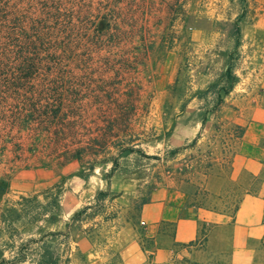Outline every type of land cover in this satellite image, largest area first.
Masks as SVG:
<instances>
[{"label": "rangeland", "instance_id": "rangeland-1", "mask_svg": "<svg viewBox=\"0 0 264 264\" xmlns=\"http://www.w3.org/2000/svg\"><path fill=\"white\" fill-rule=\"evenodd\" d=\"M27 36L39 44L21 49L38 61L28 82ZM65 87L77 95L62 100ZM211 152L230 167L201 184ZM186 164L195 183L177 180ZM157 188L226 211L169 264H232V212L264 195V0H0V264H121L133 244L153 257L141 211ZM100 191L104 207L67 230ZM247 242L264 264V220Z\"/></svg>", "mask_w": 264, "mask_h": 264}, {"label": "crops", "instance_id": "crops-1", "mask_svg": "<svg viewBox=\"0 0 264 264\" xmlns=\"http://www.w3.org/2000/svg\"><path fill=\"white\" fill-rule=\"evenodd\" d=\"M9 194V193H8ZM8 196V195H7ZM185 197L167 188H157L151 194L150 201L141 211L145 236L156 245L153 257H142L133 244L121 264H169L173 250L177 247H193L200 236V223L225 224V215L221 212L187 207ZM264 220V195L245 194L239 209L232 218L234 248L229 261L232 264H252L254 251L248 246V235L252 229ZM168 226L173 227L172 235ZM227 258L225 259V263Z\"/></svg>", "mask_w": 264, "mask_h": 264}, {"label": "trees", "instance_id": "trees-1", "mask_svg": "<svg viewBox=\"0 0 264 264\" xmlns=\"http://www.w3.org/2000/svg\"><path fill=\"white\" fill-rule=\"evenodd\" d=\"M101 24L98 25V29H99L100 35H104L105 36V33H107L108 36H110L111 38H114L116 36L114 33H110V31H107L108 30L107 29L108 26L106 25V23H104L105 28L101 27ZM104 29H106V30H104ZM38 45L39 44L37 42H35V40H32L31 38H29V36H27V37H25V43H23V46H17V50H19L18 51L19 56L17 58V62H19V64L17 65V69L22 75V78H23L22 80H24L26 82H28L31 79L32 71H34L35 68L37 67L38 61H36L35 59H30V58L24 56L23 54L25 53V51L21 50V49H22V47H25L27 49L26 52H29L30 50H38ZM233 73H234L233 72V68L230 67L228 69V71H227V74L229 76H233ZM7 84L12 85L14 87V84L11 83V82L7 83ZM16 89L18 90L19 88L16 86L15 90ZM24 89H26V88L24 87ZM224 91L227 92V93L229 92L226 89ZM75 95H77V90H73L72 88L71 89H67L66 87L62 89V100L66 96H75ZM32 109H33L32 112H38L37 109H35V106H33ZM48 112H53V111L48 110V108H47L42 113L43 114L44 113L48 114ZM56 115H57V113H56ZM112 123H115V121H112L111 124ZM235 126L236 127L234 128V130H235L236 133L233 135V139H235V141H239L240 142L241 140L244 139V137L246 135V129L244 127H242V126H239V125H235ZM113 130H114V128L112 126L108 125L106 127V129H105L106 136H104V137L105 138L108 137L107 133L111 132ZM202 134H203V132H200L190 144H186L183 147H179V148H176V149H172V150L166 151V155H168V156L170 155L171 157L173 156V158H171V159L174 160L176 158L174 156H178L183 151H186L188 149H191V148L195 147V145L201 139ZM56 135L59 136V134H56ZM95 143H96V140H94L92 142V145H95ZM132 150H134V149H132ZM223 153H225V152H223ZM83 156H84V153H83V149H82V150L77 151L74 154L69 155L66 158V162H68V161H70L72 159H75V158H83ZM148 158L155 159V160H158V161H160L162 159L160 156H157V155H154V156H151V157H148ZM168 160H170L169 157L166 158V161H168ZM204 164H205V162L203 160H200L198 162L199 171H196V172H199L198 174L200 175V178H198V180L201 181V184L207 183L209 180H211L214 177H219L221 175L220 174L221 170H223V169L226 170L228 168V166L230 167V161H228V159L223 158L221 160L220 157L214 156L213 152H211L210 155L208 156V162L206 163V165H204ZM116 166H117L116 163H114L113 171L116 170ZM189 166H190V164H186L184 169H183V171L180 172V178L177 179L179 183H185V184L195 183L193 181V179H192L193 177L191 176L192 173L190 172V170H188ZM168 172H169V174L172 173L171 171H168ZM109 196H110L109 192L100 191L98 196L94 199V202H95L96 205H87V206H85L77 215H75L71 219V222L67 225V230H69L73 224H76V223L80 222L81 218L83 216L87 215V213L89 211L96 210L95 214L97 215L98 214L97 209H101V208L104 207V205H103L104 204L103 203L104 199L106 197L108 198ZM241 199L238 201V203L236 204V206H235V208H234V210L232 212L233 221H234V217H235V215H236V213H237V211L239 209V204H240ZM212 210H214L216 212L226 213L225 210L217 209L216 207L212 208ZM68 236H69V231L62 232V238L63 237L67 238ZM42 258H43V261L40 264H55L54 262L50 261V259H46L45 257H42Z\"/></svg>", "mask_w": 264, "mask_h": 264}]
</instances>
